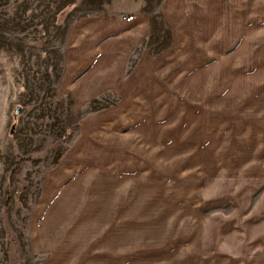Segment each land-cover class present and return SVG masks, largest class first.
Instances as JSON below:
<instances>
[{"label":"rangeland","instance_id":"rangeland-1","mask_svg":"<svg viewBox=\"0 0 264 264\" xmlns=\"http://www.w3.org/2000/svg\"><path fill=\"white\" fill-rule=\"evenodd\" d=\"M162 2L72 84L76 26L133 4L0 0V264H264V62H187Z\"/></svg>","mask_w":264,"mask_h":264},{"label":"crops","instance_id":"crops-1","mask_svg":"<svg viewBox=\"0 0 264 264\" xmlns=\"http://www.w3.org/2000/svg\"><path fill=\"white\" fill-rule=\"evenodd\" d=\"M122 1L133 4L127 11L128 16H134L132 21L127 22L120 19V22L116 23L115 15H107L109 19L103 21L106 23H103L99 17L93 18L95 21L90 20L89 22L90 24L93 22V26L89 31L84 30L85 24L79 25L80 27L76 26L78 29L76 35L83 36L84 40L77 41L76 44H72V40H70L68 43L70 46H65L63 57V65L65 62V68L69 67L68 71L64 68L65 77L68 74L70 76L78 74L72 78V84H79L85 79V77H81V72L78 73V69L84 65L82 62L131 61L134 52L138 49L139 35L144 34V30L139 29V26L151 20L150 15H148L150 12H137V10L143 6L147 7V3H152V0ZM159 1L165 2L166 6L169 7V9L165 8L163 12L172 15L173 19H176L175 16L182 13L183 10L186 12V32H181V22L166 33L170 37L173 36L172 39L175 42L182 38L181 49L187 52V62H264V0ZM137 4L143 5L136 8ZM159 9H162L161 5ZM114 31L117 42L112 45L110 42L109 45H106L104 39H101L102 36ZM88 35L93 36L92 43L86 40L85 37ZM184 35L186 37H182ZM117 37L123 41L117 40ZM184 44H187L186 48L183 47ZM172 46V42H169L160 49H170L169 55L172 57L173 50L176 49L175 46L173 48ZM108 48L110 49L107 50ZM106 51L109 52L107 56H105ZM101 57L106 58L107 61L100 60ZM163 60L161 61L159 58L157 61L163 62ZM92 88L93 85H91V90ZM259 251H261L260 258H264V248Z\"/></svg>","mask_w":264,"mask_h":264},{"label":"trees","instance_id":"trees-1","mask_svg":"<svg viewBox=\"0 0 264 264\" xmlns=\"http://www.w3.org/2000/svg\"><path fill=\"white\" fill-rule=\"evenodd\" d=\"M24 161H28V159H27V160H26V159H23V160L19 161V162L17 163V166H16L15 170L11 172L10 177H9V182H10V183H12V181H13V177H14V175H15L17 169H18V166H19L20 164H22ZM9 203H10L9 201H6L5 206L8 207V206H9Z\"/></svg>","mask_w":264,"mask_h":264},{"label":"built area","instance_id":"built-area-1","mask_svg":"<svg viewBox=\"0 0 264 264\" xmlns=\"http://www.w3.org/2000/svg\"><path fill=\"white\" fill-rule=\"evenodd\" d=\"M133 19V17H127V21H129V20H132Z\"/></svg>","mask_w":264,"mask_h":264}]
</instances>
